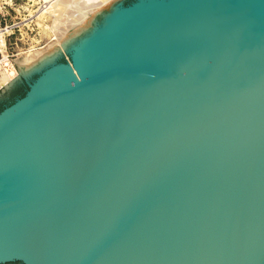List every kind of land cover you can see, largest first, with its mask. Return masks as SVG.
Masks as SVG:
<instances>
[{"label":"water","instance_id":"95a60500","mask_svg":"<svg viewBox=\"0 0 264 264\" xmlns=\"http://www.w3.org/2000/svg\"><path fill=\"white\" fill-rule=\"evenodd\" d=\"M0 89V264H264V0H112Z\"/></svg>","mask_w":264,"mask_h":264},{"label":"built area","instance_id":"2783aa9c","mask_svg":"<svg viewBox=\"0 0 264 264\" xmlns=\"http://www.w3.org/2000/svg\"><path fill=\"white\" fill-rule=\"evenodd\" d=\"M51 2L0 0V81L3 74L9 78L13 76V64L17 57L46 46L47 38L40 34V25L45 21L43 17ZM51 40H55V35Z\"/></svg>","mask_w":264,"mask_h":264},{"label":"bare ground","instance_id":"6f19581e","mask_svg":"<svg viewBox=\"0 0 264 264\" xmlns=\"http://www.w3.org/2000/svg\"><path fill=\"white\" fill-rule=\"evenodd\" d=\"M110 1L112 0H52L50 7L45 11L47 14L44 17L46 18V15H50L48 16L51 18L52 25L48 29H51L49 32H53L55 35V40L49 42L46 48H40L42 50L36 49L21 57H17L15 63L31 57L35 53L52 50L60 44L66 35L77 29L87 18L91 17ZM46 30L44 32L48 34V30ZM11 75L13 76L9 78V76L3 74L0 81L2 87L12 80L14 76L18 75L16 69L13 70Z\"/></svg>","mask_w":264,"mask_h":264},{"label":"rangeland","instance_id":"374dc122","mask_svg":"<svg viewBox=\"0 0 264 264\" xmlns=\"http://www.w3.org/2000/svg\"><path fill=\"white\" fill-rule=\"evenodd\" d=\"M45 14H47V12H45ZM49 15V14H48ZM48 15H46V18L45 17H43L44 19H43V21L44 22H42L41 23V25H40V28H41V30H40V34H42V35H44L47 39H46V46L45 47H43V48H46L47 47V45L49 44V42H51L52 40H51V37H52V35H54L53 33H50L49 32V30H51V29H48V28H50V25H52V22H51V18L48 16ZM48 16V17H47ZM47 22H49V24H46ZM48 30V34H46L44 31L45 30ZM46 30V31H47ZM0 49H1V46H0ZM40 49V48H39ZM40 50H42V49H40ZM37 51H39V50H37ZM35 52V51H34ZM15 77V76H14ZM6 264H20L18 261H13V262H10V263H6Z\"/></svg>","mask_w":264,"mask_h":264}]
</instances>
